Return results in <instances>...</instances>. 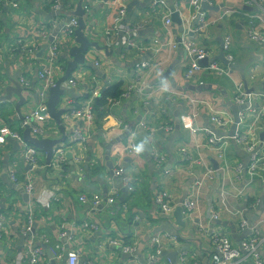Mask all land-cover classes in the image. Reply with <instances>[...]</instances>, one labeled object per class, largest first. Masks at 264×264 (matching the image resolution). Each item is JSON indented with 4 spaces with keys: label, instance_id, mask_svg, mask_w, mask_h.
<instances>
[{
    "label": "crops",
    "instance_id": "0c3cea01",
    "mask_svg": "<svg viewBox=\"0 0 264 264\" xmlns=\"http://www.w3.org/2000/svg\"><path fill=\"white\" fill-rule=\"evenodd\" d=\"M154 1L160 0H128L125 22L133 29L138 27L139 29L132 38L133 46L123 48L120 35L109 34L118 25L117 13L110 6V0H98V3L82 0V4L90 5L89 12L83 9L85 35L94 47L91 50L92 58L87 56V63L80 68V74L86 78L91 75L105 80L99 94L108 86H118L119 91L124 92L130 85L136 83V80L138 81L139 76L137 86L142 89V94H131L121 105L111 108L102 116L98 113L96 134L85 151L86 178L82 181L69 164L60 169L59 176H53L46 163L45 153L29 144L32 150L41 154V165L35 169L27 167L19 158L20 147L15 141L7 139L4 147H0V216H6L9 222V232L0 242V264H14L20 252H26L22 246L20 231L30 217L33 219L32 229L35 234L33 244L44 254L39 258V264H55L54 259H50L47 254V251L55 250V246H59V251L77 250L80 254V264H141L150 247L151 237L165 232L178 234L179 241L175 246L164 248L161 257L170 260L172 264H180L182 262L180 255L185 253V258L189 259L190 255H193L196 262L204 263L211 251L209 236L200 235L196 224L207 223L210 201L222 215L221 220L212 223L211 227H219L230 237L234 246L239 247L237 239L241 234L237 230V218L219 208L220 187L216 174H220L222 169L226 170L223 190L233 195H242L241 201L230 198V207L238 208L255 203L258 205L256 210L248 211L249 207L244 210L246 219L253 220V224L264 218V184L261 180L247 184L235 171L237 165L241 166V170H245L249 163V154L233 140H229L226 158L215 154L207 148L203 134H195L192 138L183 129L181 117V114L189 109L182 96L205 100L217 109L230 111L232 115L228 104L235 103L234 97L238 92L244 94L251 92V102L262 105L259 92L263 86L261 78L264 76V48L258 45L259 42L246 37L245 33L249 28L264 32V2L208 0V5L213 10L206 12V27L201 30V21H198L197 26H193L197 10L192 0H163L166 10L163 7L153 10ZM201 1L198 0L199 8ZM78 2L79 0H68L67 11L74 13ZM132 2L138 4L129 8ZM46 6L40 0L38 8L25 5L31 15L24 14L22 9L15 21L4 20V15L0 19V98L5 97L6 90L14 85L21 88L19 78L24 71L27 72L26 77L30 78L34 90L30 94L21 88L25 101L19 113L15 108L19 100L17 95L12 94L10 100L0 102V128L2 126H9L12 130L19 128L24 112L38 103L36 74L38 65H44V58L41 57L37 66L29 69L18 50L10 54L7 48L15 38L29 37L36 24L43 22L49 26L57 15L52 11L42 14L40 11ZM173 13H179L181 26L172 22L167 31L164 25L165 17ZM31 17L34 21L32 24L28 20ZM196 29L199 31L196 32ZM58 30L59 27L54 33ZM229 35L233 38L231 54L234 57V64L229 66L220 60L215 62L220 67H228L230 75L219 77L204 72L187 82L183 77L187 68L185 53L179 46L172 49L171 44L178 45L177 42L182 37L195 42L199 47H208L215 51L213 56L215 59L222 51L223 42ZM69 59L71 58L65 54L63 57L65 66ZM93 61L99 63L98 69L92 67ZM145 63L149 64V67L142 69L141 65ZM207 63L205 59L200 65L206 67ZM169 93H174V96L178 97L175 102L168 98ZM83 94L84 88L83 90L77 88L66 93V98L80 101ZM253 107L256 108V105ZM63 111L65 113V110ZM208 116L206 110L201 111L197 119V125L201 130L211 129ZM115 118L126 123L128 129L132 131L138 129L142 122L147 128L146 131H135L136 150L132 155H123L121 167L125 173L121 178L113 176V169L116 166L113 150L126 144L128 137L127 132H118L109 135L113 140L110 139L106 132L115 125ZM62 121L63 117L61 124ZM53 125L57 130L55 137L38 139L66 142L69 137L68 131L64 128L65 130L61 132L54 120ZM262 126L259 140H262L261 137L264 135V113ZM227 131L232 132L230 127ZM150 134L153 136V143ZM23 141L26 143L24 139ZM152 146L165 156L161 167L155 166ZM190 157L197 164L192 166V172L189 174L186 168ZM66 158L68 162L71 161L70 152L66 154ZM98 158L100 167L94 168L95 159ZM202 163L211 168L215 173V179L214 182H205L202 200L198 205L199 211L194 214L193 220L186 221L185 225L182 217L181 227L177 224L175 212L172 217H161L154 200L159 190H164L175 200L176 211L189 194L194 178L202 172ZM13 169L17 171L19 180L16 184L9 180ZM26 176L35 184L34 193L31 195L25 192ZM127 177L130 179L129 186L133 188V192H128L129 187L123 185L122 180ZM109 188L116 190L119 197L113 206L106 210L99 208L95 211L88 204L78 201V196L83 193L88 198L97 193L105 196ZM53 189H56L58 195L56 201L50 199L48 195ZM41 196L45 199L44 204L39 202L43 200ZM84 223H91L95 228L85 230L82 227ZM207 227H210V224H207ZM62 230L66 234L60 238L59 233ZM70 237L74 242L70 241ZM45 241H48V244ZM121 244L132 246L135 251L124 254ZM261 255L264 258V246Z\"/></svg>",
    "mask_w": 264,
    "mask_h": 264
},
{
    "label": "built area",
    "instance_id": "2783aa9c",
    "mask_svg": "<svg viewBox=\"0 0 264 264\" xmlns=\"http://www.w3.org/2000/svg\"><path fill=\"white\" fill-rule=\"evenodd\" d=\"M94 3H98V0H92ZM193 4L197 10V15H199V21H201V30L206 27V13H201L199 8L198 0H192ZM264 2V0H261ZM45 5L52 3L53 14L57 15L53 20H51L49 26L43 22L36 24L37 26L31 30V35L28 37H18L15 38L9 44L7 52L13 54L17 50L20 53V56L25 60L29 69H33L37 66V62L44 58V65L39 66L36 74L38 80V89L36 93L38 95V103L30 106L23 114L19 122L20 132L17 130H12L9 126H2L0 128V147H4L6 140L10 139L18 143L20 147V155L24 161V164L31 169L38 168L41 165V154L35 152L30 148L27 143H24L21 132L29 130L30 135L35 138H49L55 137L57 130L53 125V120L48 114L47 101L49 91L56 86L58 81L63 77L66 66L63 62V57L65 54L69 56V52L75 46H78L75 40V31L78 28V19L75 15L66 16V19L63 20L61 15V0H42ZM24 2L22 0H0L1 4H5L9 10L20 11ZM110 6L116 10L117 19L119 16H126L128 0H110ZM83 9L87 12L90 11V5L88 3L83 4ZM163 9L166 10V6L163 4ZM233 13V11H231ZM2 11L0 10V17ZM230 13V12H229ZM264 14V11H263ZM172 15V14H171ZM0 18V19H1ZM165 28L168 29L172 25L171 16L167 15L164 22ZM59 27L57 33H54V30ZM52 28L51 30H49ZM139 29L134 28L135 34ZM120 32L123 29L118 30L117 27L113 28V31ZM199 31L196 29V32ZM169 34L171 31L169 30ZM246 37L252 41L259 42L258 45L261 48H264V32H259L256 29L249 28L245 33ZM128 39L125 35H120L121 46L125 48L129 46V42H133ZM178 45L171 44L172 49L176 47H181L183 49L186 60L187 68L183 73V77L187 82L194 80L196 77L201 75L204 72L215 74L219 77L229 76L230 71L228 67H220L213 58L215 51L208 47H199L193 41H187L184 38H180ZM233 44V38L231 35L227 36L222 45V51L225 60L229 66L234 64V57L231 54ZM93 48L85 54L84 65L79 66L74 72H72L68 79L62 83V88L64 94L61 97L60 105L57 110H65L63 115V127L68 131L70 141L73 142V147H62V144L56 145L53 150L51 162L49 164V169L53 176H59L60 169L63 166H68L69 164L74 170L77 176L83 177L84 174V164H85V147L92 140L96 134V115L94 110V104L96 98L99 96V91L102 88L96 81H90L89 76L83 77L80 74V68L84 67L87 63L88 53ZM42 51V56L38 57V53ZM220 52V53H221ZM70 57V56H69ZM71 58V57H70ZM207 60L208 63L206 67L200 65V62ZM70 61L72 59H69ZM142 69L149 67V64L145 63L141 65ZM257 67H255V70ZM27 72L24 73L19 78V84L25 92L33 93V88L31 85L30 78L26 77ZM253 78V77H252ZM140 78L138 76V81L130 85L126 92L122 94L118 100L113 101L112 99H107L105 108H115L121 105L123 99L128 98L131 94H142V89L137 86ZM263 86L259 92L260 98L262 100V105L259 106L257 103H253L252 93L247 92L246 94L238 92L234 97V104L239 106L241 111L239 112V123L236 126V129L233 132H228L227 129L233 125V115L228 110H220L215 108L211 103L202 100L194 99L189 96H182V98L187 102L189 109L184 111L181 114L182 117V127L187 131L192 138L195 137V134H203L206 139V146L209 150L214 152L219 156L226 158L227 147L229 140H233L237 145L244 148V151L249 154V163L245 170H241V166L237 165L235 171L237 176L241 179L245 178L247 184H252L256 180H261L264 184V138L259 140V133L262 132V118L264 113V76L261 78ZM84 88V92L88 94L86 98H82L80 101L76 102V105H73L70 97L66 98V93L72 92L77 88ZM23 92V91H22ZM168 98L175 102L178 97L174 96V93H169ZM24 99V98H23ZM25 101V99H24ZM256 105V108L253 107ZM73 106V107H72ZM34 107V108H33ZM253 107V108H252ZM66 108V109H65ZM206 109L210 114L208 116L209 123L212 126L210 130H201V127L197 125V119L201 111ZM117 121L116 127L127 128L125 125L115 118ZM142 130L146 131L147 128L142 122L138 125ZM150 130V129H148ZM152 133V131H150ZM232 133V135H231ZM135 132L131 133V138H133ZM151 143H153V136L149 135ZM153 149V159L156 167H161L162 163L165 161V156L158 150ZM115 150L123 155L129 154L132 155L136 150V143L132 140L123 146H118ZM183 151H185L183 149ZM71 153V161L68 162L66 154ZM18 158V159H19ZM197 164L192 158H189V165L186 168V171L190 174L192 172V166ZM199 164V163H198ZM202 172L194 178V183L189 191V194L184 198L182 203L179 205L182 208V217L183 222L186 225V221L193 220L194 214L199 211V203L202 200V191L205 182L210 181L214 182L215 173L211 170L210 167H207L205 163L201 164ZM219 170V169H218ZM220 174H216V179L219 181V208L224 213L229 214L230 216L237 218L238 220V233L242 234L244 230L248 227V220L244 210L248 207V211H254L257 209V204H252L250 206H240V207H230V198L241 201L242 195H233L225 190L224 186V169L220 170ZM125 171H123L120 165H116L113 169V176L116 178H121ZM86 178V175L84 179ZM83 179V180H84ZM10 182L18 183L17 171L13 169L10 174ZM123 185L129 187L128 192H133V188L129 186L130 179L127 177L122 180ZM34 181L26 176L24 182V188L27 195L34 193ZM58 187L59 184H57ZM160 192L154 198L156 208L159 210L161 217H170L175 211V204L172 203L171 197L164 190H159ZM84 194V193H83ZM49 198L53 201H56L58 195L56 194V189L51 190L49 193ZM119 196L117 195L116 190L109 188L103 197L101 194H92L88 198L85 194L81 195L78 198L80 203L88 204L91 209L97 211L99 208L105 210L108 207L113 206L116 199ZM41 198H43L41 196ZM44 204L45 199L39 201ZM209 203L208 209V218L207 223L203 224L198 222L196 224L198 233L203 236H209V245L211 248L210 253L207 256L206 262L199 263L196 262V257L190 255L189 259L185 258L186 254L182 253L181 263L180 264H264V258L261 255V250L264 246V218L257 220L252 224L250 228L249 235L244 238L240 243L239 247L234 246L230 237L226 235L219 227H211V224L218 223L221 219V212L216 209L213 202ZM29 218V217H28ZM138 220V218H136ZM207 224H210V227H207ZM33 219L29 218V221L20 231V238L22 241V246L26 249V252H20L17 261L14 264H39V258L44 256L43 252L39 247L34 246V232L32 229ZM83 229H94L95 226L91 223H84L82 226ZM9 232V222L6 216H0V242ZM66 233L62 230L59 233V237H64ZM70 241L74 242V239L70 237ZM151 244L147 250V254L144 262L141 264H172L170 260L164 259L161 257V252L164 248H170L175 246L179 241V235L176 233H161L154 235L150 239ZM48 244V241H45ZM116 244L115 242H112ZM118 245V244H117ZM55 250L51 249V254L55 264H80V254L77 250L68 251H59V246H55ZM122 253L128 254L134 252L132 246H124L121 244ZM25 254V255H24ZM41 264V263H40Z\"/></svg>",
    "mask_w": 264,
    "mask_h": 264
},
{
    "label": "water",
    "instance_id": "95a60500",
    "mask_svg": "<svg viewBox=\"0 0 264 264\" xmlns=\"http://www.w3.org/2000/svg\"><path fill=\"white\" fill-rule=\"evenodd\" d=\"M137 2H132L130 4V7H133L137 5ZM213 9L208 5V0H202L200 4V12L201 13H206L207 11H212ZM74 15L78 19V28L75 31V39L76 43L78 46H75L72 48L69 52V56L71 57V61L67 63L66 70L64 73V76L58 81L56 86L52 88L49 91L48 95V101H47V108H48V114L49 116L56 122V124L59 126V129L61 132H63V126L61 124V116L64 114L63 110H57L58 106L60 105L61 102V97L64 94L63 88H62V83H64L69 75L74 72L79 66L84 65L85 62V54L90 48L94 47V44H91L87 36L85 35V29H86V24H85V12L82 8V1H80L77 4V7L75 9ZM171 20L173 23L177 24L178 26H181V19L179 13H173L171 15ZM199 21V15L196 16L193 26H197ZM42 51L38 53V57H41ZM215 60H220L223 63L227 64V62L224 60V55L223 52H221ZM15 94L19 97L18 102L15 104V108L17 113H19V109L24 101L23 96H22V90L19 87V85H14L13 87H10L6 90V96L0 98L1 100H10L11 95ZM228 106L231 108L232 113H233V125L231 127L232 132L236 129L237 124L239 123V112L241 111L242 108L235 106L233 103H229ZM232 135V133H231ZM23 139L25 142L32 147L42 151L45 153L46 156V163H50V160L52 158L53 150L56 145L61 143L63 140H40L38 138L32 137L30 135L29 130H25L22 134ZM264 135H262L263 139ZM182 209L179 207L176 209L174 215L177 219V224L179 226H183V223L181 222L182 219ZM252 221H248V227L244 230V232L238 237L237 241L240 243L244 238H246L249 233H250V228L252 226ZM255 221V220H254ZM48 257L50 259H53V255L51 254L50 251H47ZM53 264V263H52Z\"/></svg>",
    "mask_w": 264,
    "mask_h": 264
},
{
    "label": "rangeland",
    "instance_id": "374dc122",
    "mask_svg": "<svg viewBox=\"0 0 264 264\" xmlns=\"http://www.w3.org/2000/svg\"><path fill=\"white\" fill-rule=\"evenodd\" d=\"M80 1H82V0H79V2ZM162 1L163 0H160V1H154L153 3H152V8H153V10L155 9V8H157V7H163V3H162ZM78 2V3H79ZM83 5V4H82ZM0 10L2 11V13H1V15L2 14H4V20L6 19V20H12V21H15V19L17 18V17H19L20 16V14H21V12L20 11H14V10H9L7 7H4V8H2V7H0ZM4 12V13H3ZM6 12H8V13H6ZM1 18V17H0ZM2 19V18H1ZM29 20V22L32 24V23H34V21H32V17L31 18H29L28 19ZM117 28H118V30H120V29H123V31L122 30H120V32H117V31H112V32H109V34L111 35V34H116V35H125V36H127L128 37V39L129 40H131L130 38H134L135 37V31H134V29L131 27V25H128V24H126V22H125V16H119V18H118V25L116 26ZM136 33H137V31H136ZM133 40V39H132ZM129 45L132 47L133 45H132V43L131 42H129ZM90 50V49H89ZM88 50V51H89ZM87 51V52H88ZM92 52L90 51L89 53H88V57L89 58H92ZM85 58V57H84ZM92 67L93 68H95V69H98L99 68V63L97 62V61H93V63H92ZM91 67V68H92ZM64 76V75H63ZM89 80L90 81H96V82H98L99 83V85H104L105 84V80L104 79H102V78H99V77H96V76H91V75H89ZM109 83V82H108ZM79 88H82V87H79ZM82 90H83V88H82ZM125 92H126V90H125ZM124 92V93H125ZM123 93V94H124ZM122 95V94H121ZM120 95V96H121ZM88 96V94H83L82 95V98H86ZM98 99H99V96L96 98V100H95V104H97V102H98ZM125 99H127V98H125ZM125 99H123V100H125ZM122 100V101H123ZM0 102H4V100H0ZM73 103L75 104V106H77V107H79L78 105H76V103L73 101ZM122 103V102H121ZM95 104H94V106H95ZM95 108V107H94ZM111 108L110 107H108V108H106V111H109ZM95 110V109H94ZM204 110H206V109H204L203 108V110L202 111H204ZM207 111V110H206ZM208 112V111H207ZM64 115V114H63ZM63 115L61 116V117H63ZM210 115V114H209ZM119 121H121V123L123 124V125H125L127 128H122V127H116L117 126V121L116 120H114V122H115V125L114 126H112L111 128H109V130H107V134H108V136L109 135H111V134H118V132H127V137H128V139H127V143L125 144V145H127L131 140L133 141V142H135V137H136V132H137V130H141V131H143L140 127H138V129H134L135 131H132V130H129L128 128V125L126 124V123H124L122 120H119ZM62 126H63V124H62ZM64 128V127H63ZM211 129H212V126H211ZM15 130H17V131H19L20 132V129L18 128V127H16L15 128ZM65 130V129H64ZM133 132H135V135H134V137L133 138H131V133H133ZM110 137V136H109ZM110 139L111 140H113V138H111L110 137ZM60 144H62V147H73L74 146V144H73V142L72 141H70V139H68L66 142H62V143H60ZM114 147V146H113ZM112 147V148H113ZM87 149V147H85V150ZM114 151V155H115V157H116V165L118 164V165H120L121 166V160L123 159V154L122 153H119V152H117L115 149L113 150ZM50 162H51V160H50ZM50 163H48L47 165H49ZM97 166H99L100 167V165H99V158L98 159H95V167L94 168H96ZM85 175L86 174H84V176L83 177H80V176H78L79 178H80V180L82 181L83 179H84V177H85ZM243 182H245V183H248V182H246L245 181V178L244 179H241ZM81 195H84V194H80L78 197H80ZM170 196V195H169ZM104 197V196H103ZM171 197V196H170ZM171 201H172V203L173 204H175V200L171 197ZM179 207V206H178ZM177 207V208H178ZM175 212V211H174ZM173 215H171L170 217H172ZM226 234V233H225ZM227 235V234H226Z\"/></svg>",
    "mask_w": 264,
    "mask_h": 264
},
{
    "label": "trees",
    "instance_id": "16d2710c",
    "mask_svg": "<svg viewBox=\"0 0 264 264\" xmlns=\"http://www.w3.org/2000/svg\"><path fill=\"white\" fill-rule=\"evenodd\" d=\"M24 1H25V4H24V6H22L23 13L24 14L28 13L30 15H31V12L25 7V5H29L31 8L35 9V8H38V5L40 3V0H24ZM67 2H68V0H61V4H60L61 11L60 12H61V14H64V15L68 14V16H72V15H74V13H69L67 11V10H69V8L67 6L68 5ZM1 7L4 8V7H6V5L1 4ZM52 7H53L52 3H49L46 7L42 8V10L40 12L42 14L52 13L51 12V11H53ZM70 8H71V6H70ZM18 11H20V9ZM2 15H4V14H2ZM62 17H63V20L66 19V16L62 15ZM51 29L52 28H50L49 30H51ZM124 92H123V90L119 91L118 86H110V87L108 86L107 88H105V90L100 92L98 102L94 106L95 107L94 108L95 109V115H96V126L98 123V117H97L98 113H99V116L100 115L102 116L106 112L105 105H106L107 99H112L113 101L118 100L120 95L123 94ZM102 111H104V112H102Z\"/></svg>",
    "mask_w": 264,
    "mask_h": 264
},
{
    "label": "clouds",
    "instance_id": "9594fccd",
    "mask_svg": "<svg viewBox=\"0 0 264 264\" xmlns=\"http://www.w3.org/2000/svg\"><path fill=\"white\" fill-rule=\"evenodd\" d=\"M181 208V207H180ZM182 209V208H181ZM181 215H182V213H181Z\"/></svg>",
    "mask_w": 264,
    "mask_h": 264
}]
</instances>
